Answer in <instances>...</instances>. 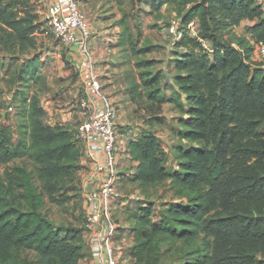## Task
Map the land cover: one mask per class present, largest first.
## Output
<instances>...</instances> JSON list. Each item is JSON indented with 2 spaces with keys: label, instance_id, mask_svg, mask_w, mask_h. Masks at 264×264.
Here are the masks:
<instances>
[{
  "label": "trees",
  "instance_id": "obj_1",
  "mask_svg": "<svg viewBox=\"0 0 264 264\" xmlns=\"http://www.w3.org/2000/svg\"><path fill=\"white\" fill-rule=\"evenodd\" d=\"M36 1L0 0V42L14 54L37 48L44 23ZM202 1H187L180 19L185 32L175 46L174 79L187 108L179 106L188 116L181 119L186 143L175 151L177 168L165 165L152 129L129 137L137 161L133 179L144 191L169 180L182 200L158 219L155 203L140 206L132 229L133 264H167L168 257V264H264V67L252 60L254 46L246 35H231L250 20L246 32L264 43L263 3ZM194 19L206 45L187 31ZM120 25L124 49L131 42L125 17ZM18 60L12 79L17 126L0 129V165L14 161L0 180V264H81L88 256L84 230L58 227L44 212L46 196L59 200L83 167L75 130L47 119L39 94L46 86L41 58ZM153 64L135 62L139 80L129 96L155 110L166 99L162 71L145 68Z\"/></svg>",
  "mask_w": 264,
  "mask_h": 264
},
{
  "label": "rangeland",
  "instance_id": "obj_2",
  "mask_svg": "<svg viewBox=\"0 0 264 264\" xmlns=\"http://www.w3.org/2000/svg\"><path fill=\"white\" fill-rule=\"evenodd\" d=\"M187 1L102 0L103 4L100 9H97L95 4H93L95 2L94 0L88 2V5L86 4L87 0H84L85 4H83L84 7L86 6V10L88 8L87 11H90L92 15L101 17L100 19L102 17L105 19H114L116 23L120 24V20L125 17L130 31L129 35H131V42L128 47L122 50L123 71H128V79H123V76L116 75L114 79L116 81V87H112L111 91H109L119 115L120 133L121 135L131 136L134 132L136 134L138 132L140 135L143 131L152 129L157 134L163 152L166 155L167 161L165 165L170 168H177L175 151L182 143H186L182 141L180 135L184 131L181 125V119L188 116L184 113L187 110L186 98L183 95L180 97L177 92L178 89L175 87L174 75L176 74L175 71H177L176 59L178 56L177 51L179 50L175 48H172L173 50H167L166 45L170 40H165L163 36L172 22L180 20L184 12L189 9L190 4ZM172 2L175 3L176 10L171 6L170 3ZM52 3V0L36 1L37 10L41 14V21L44 25H46V11ZM235 34L236 32H231L232 36ZM226 36L229 37V35ZM37 39L38 44L36 49L29 48L18 51L16 54L13 51L7 50L0 42V129L6 125L10 126L14 131L15 126H17L16 114L18 109L17 104L14 102L16 88L12 82L17 63L14 60L17 58H21V60H18L19 64H21L27 58L39 56L44 63L41 68V74L45 78L46 86L39 90V94L47 111V119L53 125L64 123L62 122L61 114L59 113L58 116L55 114L59 110L65 108L70 109V106H65L64 104L71 100L74 93L82 94L80 85L74 84V89H72V77L76 78L75 75L71 74L70 78L68 77L70 80L63 79L59 76L60 71H76L72 66L71 58L68 57L70 50L65 48L52 35L43 36L40 34L37 35ZM149 47L153 48L152 51L142 52L143 49L145 50ZM140 60L154 63L153 65L145 66V68L154 70V72L162 71L163 78L161 86L166 101L160 106H155V110L148 108L149 106L146 100L142 105H138L129 96V91L133 83L139 80L140 69L135 66V62ZM70 91L73 92L70 93ZM180 103L185 105L186 108L184 110L179 106ZM57 105L63 106L57 107ZM74 114L72 120L69 122H71L76 133L83 119L76 118ZM57 117H59L58 121H56ZM153 117L162 119V122H159ZM120 161V174L118 177L124 204L116 203L112 205L111 220L115 224L118 223L119 227L129 229L125 235L121 236V238L114 239V241L123 247V254L131 257L129 254L135 243V237L134 233L130 230L133 229L136 223L135 215L140 209V206L148 201L155 203L157 205L156 214L158 215L156 219H158L161 212L166 210L168 205L181 202L182 200L176 196V190L169 180L160 186L152 187L144 191L140 183L132 177L135 173V168L132 163L128 162L127 164L125 160ZM24 162H26L24 159H18L16 161V163ZM13 165L14 161L0 165V180H4L5 173ZM84 167L83 165L78 175L75 176L74 181L70 184L71 186L68 191L63 192L59 200L51 201L46 196L44 212L58 227L67 226L84 230L83 237L88 246L87 254L91 255L88 244L89 235L86 228L90 207L87 202L86 190L84 194L83 188V183H85L86 178ZM169 258L166 259L167 264L172 262ZM132 263L129 262V264Z\"/></svg>",
  "mask_w": 264,
  "mask_h": 264
},
{
  "label": "built area",
  "instance_id": "obj_3",
  "mask_svg": "<svg viewBox=\"0 0 264 264\" xmlns=\"http://www.w3.org/2000/svg\"><path fill=\"white\" fill-rule=\"evenodd\" d=\"M45 23L37 35H52L65 48L70 50L78 46L85 57L91 56L90 42L93 34L80 0L53 1L46 11ZM187 31L190 36L198 38L206 45L199 36L195 20L189 23ZM184 32L180 20L173 21L167 28L172 48H175ZM253 46L254 51H259L264 57V43L254 42ZM81 84L85 94L77 96L73 101V106L80 109L83 117L75 139L85 166L83 188L90 207L86 224L88 244L95 250L82 259L81 264H120L121 256L117 249L119 244L114 241L119 225L111 220L112 205L124 204L118 177L120 160H125L127 164L132 163L133 166L137 165V161L130 154L129 138L120 133L117 109L105 98L100 73L93 69L86 71L82 74ZM134 134L137 135L135 132L131 135ZM127 164L124 163L126 166ZM104 217L111 220L107 225L102 223Z\"/></svg>",
  "mask_w": 264,
  "mask_h": 264
},
{
  "label": "crops",
  "instance_id": "obj_4",
  "mask_svg": "<svg viewBox=\"0 0 264 264\" xmlns=\"http://www.w3.org/2000/svg\"><path fill=\"white\" fill-rule=\"evenodd\" d=\"M55 1V0H52ZM97 9H100L102 7V0H94ZM263 3V9H264V0H260ZM88 2H91V0H87ZM81 7L85 14L87 15L89 22L91 24L92 29V40L90 42V49H91V56L89 58L85 57L82 52L80 51V47L76 46L72 49H70V52L68 53V57L71 58L72 66L76 71H60L59 76L63 79H69L70 75L73 74L76 76V78H73V85L72 89H74V84L80 85L82 88V94L81 96H84V90L83 86L81 84V77L82 74H84L86 71L89 70H95L98 71L102 78V84H103V93L105 95V98H107V101L111 104L114 103L113 99L110 96L109 91H111L112 87H116V81L114 80L116 78V75L123 76V79H128V71L124 70V63H123V57H122V50L123 48L119 46L118 42L121 36V25L119 23H116L114 19H105L102 17H97L96 15H92L90 11L86 10V6L84 7L83 4L84 0H80ZM169 4V3H168ZM171 6L176 10V6L174 3H170ZM99 18V19H98ZM197 25V28L199 30V23L196 19H194ZM253 24L250 20H244L239 26L234 27L233 31L236 32L237 35H246V37L251 41V43H254V40L252 38V34L246 32V27ZM121 27V28H120ZM166 32H164L163 38L165 40L169 39L171 41V36ZM171 42H168L166 45L167 50H173L171 47ZM252 60L254 62L262 63L264 64V57L259 53V51H254L252 54ZM176 72V71H175ZM69 77V78H68ZM175 77V75H174ZM70 80V79H69ZM177 88V86H175ZM73 91H70L72 93ZM79 96V94L74 93L72 95V98L70 101L66 102L65 106H70V109H62L59 110L58 113L55 115L58 116L60 113L64 123L59 124H70V120H72V116H76V118L83 119L81 116L80 109L75 108L73 106L74 98ZM52 103V102H51ZM43 104V102H42ZM44 106V105H43ZM63 105H57V107H61ZM59 120V117L56 118V121ZM55 121V122H56ZM124 137H130L127 135H122ZM129 140V139H128ZM85 163V162H84ZM83 165V161H82ZM111 220H108V218H103V225H107ZM129 229H124V227H117L115 239L121 238V236L125 235ZM132 232V230H130ZM133 233V232H132ZM117 244V243H116ZM119 244V243H118ZM117 244V245H118ZM89 249L92 252H94V247H91V244L89 245ZM118 252L120 253V264H129V262L132 263L131 257L127 256L126 254L123 255V247L118 245ZM133 264V263H132Z\"/></svg>",
  "mask_w": 264,
  "mask_h": 264
},
{
  "label": "water",
  "instance_id": "obj_5",
  "mask_svg": "<svg viewBox=\"0 0 264 264\" xmlns=\"http://www.w3.org/2000/svg\"><path fill=\"white\" fill-rule=\"evenodd\" d=\"M206 1H207V0H203L202 2H203V3H206Z\"/></svg>",
  "mask_w": 264,
  "mask_h": 264
}]
</instances>
